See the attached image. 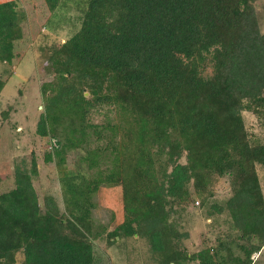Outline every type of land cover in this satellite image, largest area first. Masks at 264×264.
Returning a JSON list of instances; mask_svg holds the SVG:
<instances>
[{
	"label": "trees",
	"instance_id": "obj_1",
	"mask_svg": "<svg viewBox=\"0 0 264 264\" xmlns=\"http://www.w3.org/2000/svg\"><path fill=\"white\" fill-rule=\"evenodd\" d=\"M78 1L79 29L49 56L37 129L54 140L44 161L57 167L63 209L51 195L39 203L35 163L17 168L15 186L0 192V264H99L93 197L113 185L124 220L108 244L137 235L156 264H262L252 256L264 245V136L252 138L242 115L264 129L258 0ZM44 2L53 12L64 0ZM25 17L18 1L0 2V63L14 58ZM220 177L231 195L217 201ZM194 202L207 218L224 216L225 229L189 253L173 216Z\"/></svg>",
	"mask_w": 264,
	"mask_h": 264
},
{
	"label": "rangeland",
	"instance_id": "obj_2",
	"mask_svg": "<svg viewBox=\"0 0 264 264\" xmlns=\"http://www.w3.org/2000/svg\"><path fill=\"white\" fill-rule=\"evenodd\" d=\"M3 1L8 0H0ZM16 1L26 17L21 22L22 37L14 43V58L10 63H0V192L15 186L17 168L30 173L35 163L37 173L32 175V183L39 203L51 195L62 210L57 167L54 162L44 161L45 152L52 151L54 140L39 135L37 129L46 98L42 84L54 78L49 71V56L57 45L79 29L84 2L64 0L50 12L44 0ZM255 8L264 31V0L255 2ZM242 115L250 136L263 139L264 129L257 117L249 111H243ZM102 120L101 114L94 116L95 122ZM77 153L73 150L67 155L66 167L73 171L78 167ZM180 160L184 162L185 157ZM257 173L264 194V166L257 165ZM212 191L213 200L217 201L231 195L228 180L221 177L215 179ZM93 200L94 226L98 229L104 227L99 238L93 239L99 264H156L149 258V247L144 238L135 235L107 243V233L124 220L121 186H101ZM173 217L179 228L189 234L182 243L189 253L213 247L217 244V237L224 233V216L218 220L207 218L206 207L199 206L197 202L193 207H187L181 217ZM257 254H253V259L264 264V248ZM20 258L21 255L17 254L16 259Z\"/></svg>",
	"mask_w": 264,
	"mask_h": 264
},
{
	"label": "crops",
	"instance_id": "obj_3",
	"mask_svg": "<svg viewBox=\"0 0 264 264\" xmlns=\"http://www.w3.org/2000/svg\"><path fill=\"white\" fill-rule=\"evenodd\" d=\"M263 248H264V245H263V247L261 248V250L259 251V252H256L255 254H256V256L258 255L257 253H259L260 254V252L263 250Z\"/></svg>",
	"mask_w": 264,
	"mask_h": 264
}]
</instances>
